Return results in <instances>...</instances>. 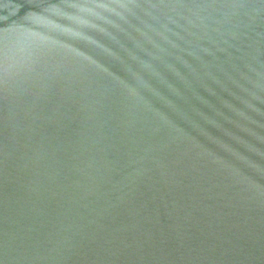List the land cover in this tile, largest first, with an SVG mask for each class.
<instances>
[{
	"label": "water",
	"instance_id": "1",
	"mask_svg": "<svg viewBox=\"0 0 264 264\" xmlns=\"http://www.w3.org/2000/svg\"><path fill=\"white\" fill-rule=\"evenodd\" d=\"M0 264H264V0H0Z\"/></svg>",
	"mask_w": 264,
	"mask_h": 264
}]
</instances>
